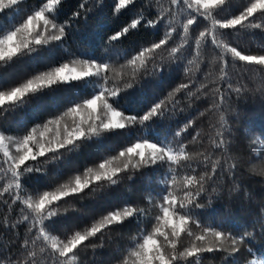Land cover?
I'll return each mask as SVG.
<instances>
[{
	"label": "snow or ice",
	"instance_id": "snow-or-ice-1",
	"mask_svg": "<svg viewBox=\"0 0 264 264\" xmlns=\"http://www.w3.org/2000/svg\"><path fill=\"white\" fill-rule=\"evenodd\" d=\"M21 2L0 0V11L11 10ZM134 4L135 0H114V15ZM63 8L64 0H37L22 22L0 31V66L33 58L44 68L17 82L0 83V119L50 93H66L63 109L42 123L30 128L21 123L15 130L0 124V205H7L9 215L19 206V219L12 224L5 222L3 227L17 230L13 243L18 242V252L13 255L23 257L21 261L0 252V264H77L82 251L102 246L109 233L133 220L137 221L136 235L127 241V247L115 250L113 264H197L205 253H238L247 233L235 236L221 223L203 222L195 212L202 208L199 201L207 192L206 186L217 179V173L235 172V164L221 157L212 158L216 151L227 152L224 132L210 138L212 152L192 153L188 150L191 142L184 141L191 135L194 121L186 120L180 127L179 119L171 120L181 103L178 94L191 101L198 98V93L206 96L211 85L196 88L191 80L179 83L142 113L128 110L121 98L144 77L163 76L165 69L171 73L194 54V59L187 62L193 65L210 50L215 54L210 63L214 70L218 68L219 76L212 82L216 84L211 89L214 102L205 111L218 112L223 129L226 121L221 110L233 93L237 97L247 94V85L242 81L249 74L260 80L257 90L264 96V46L253 53L239 42L241 33L264 31V0H242L236 8L232 0H170V7L155 19L137 13L139 19L132 18L115 30L108 36L102 54L64 49L57 57L51 53L67 39L73 22L80 20L82 12L85 21L88 17L87 3H80L62 20ZM161 25L165 31L158 40L131 51L121 52L116 47L132 30L159 32ZM197 29L201 30L197 33ZM174 36L182 43L169 48ZM42 51L50 55L44 57ZM165 51L167 55H161ZM231 66L239 69L237 87H233ZM184 73L190 76L191 68L185 66ZM209 75L206 73L205 78ZM165 117L170 122L163 134L149 129L151 123ZM172 124L177 127L173 129ZM140 129L144 131L137 134ZM198 136L199 132L192 141ZM113 137L120 138L118 145L108 148L82 171L72 169V175L58 182L61 170L39 187L30 185L31 174L47 176L56 162L79 156L85 145ZM144 170L159 173L156 184L144 197L146 207L130 200L109 202L99 215L90 212L84 216L75 206L89 196H103L124 178L131 179ZM260 172L264 175V169ZM69 201L71 206L62 207ZM70 213H79L82 220L66 224ZM23 225L27 229L21 239L18 229ZM185 238L187 245L183 243ZM250 264H264V259L251 260Z\"/></svg>",
	"mask_w": 264,
	"mask_h": 264
},
{
	"label": "trees",
	"instance_id": "trees-1",
	"mask_svg": "<svg viewBox=\"0 0 264 264\" xmlns=\"http://www.w3.org/2000/svg\"><path fill=\"white\" fill-rule=\"evenodd\" d=\"M21 3L23 9L28 12L36 5L37 0H22ZM80 3H87V20H84L82 12L80 20L74 21L72 27L68 29L67 39L53 50L52 55L60 57L64 49L88 50L95 55L102 54L105 51L108 36L119 27L126 25L130 19H139L140 16L137 13H143L145 16L155 19L157 14L170 7V0H135L133 6H129L119 15H114V0H64V15L61 19H67ZM241 3L242 0H232L233 8L238 7ZM5 11H0V26L8 19ZM199 30L201 29L196 30L197 33ZM164 31L163 25L160 26L159 32L155 29L132 30L116 47L121 52L131 51L141 44L162 38ZM240 36L239 42L245 48H251L253 53L264 46V31L256 29L253 30L252 35L241 33ZM181 43L179 37L174 36L169 48ZM184 53H187L186 48ZM41 55L48 57L50 54L42 51ZM161 55H167V52H162ZM214 56L213 52L206 50L204 57L196 62L199 63V68H197L196 63L188 65V60H193L194 54L188 55L171 73L165 69L163 76L157 74L144 77L133 88L125 90L121 103L133 113H142L154 100L163 98L179 83H189L191 80L195 83L196 88H199L200 84L211 85L206 96L203 93H198V98H193L191 101L178 94L181 103L171 120L179 119L180 127H183L186 120L194 121V127L190 129L191 135L187 136L184 141L186 144L191 142L188 150L192 153L212 152L210 138H215L218 132H224L223 139L227 142V152L216 151L212 158L221 157L223 160H228V163L235 164V172H218L217 179L206 186L207 192L199 201L202 208L196 209L195 212L203 222L221 223L225 231L235 236L247 233V238L240 246L238 253L233 255H229L227 252L205 253L202 254L197 264H246V261L250 264L251 260L264 259V175L253 166L259 160L264 161V96L257 90L260 80L249 74L248 79L242 81L247 85V94L237 97L233 93L231 101L221 110L226 121L222 129L219 125V113L214 110L205 111L214 102L211 89L215 88L216 84L212 82L219 76L218 68L214 70V66L210 63ZM185 66L191 68L190 76L184 73ZM42 70H44L43 66L38 64L35 59L24 58L10 65L0 66V83L17 82ZM238 72L239 69L236 66L229 68V73L234 81L233 87L238 86L235 83ZM206 73H211V75L205 78ZM88 87L90 89L91 85L89 84ZM78 88L82 89L83 86H78ZM191 90L196 91L195 88ZM65 95L66 93L63 92L45 95L39 101L8 113L7 116L0 119V124L15 130L21 123L29 128L36 123H42L50 115L63 109ZM57 105L60 106L59 109ZM201 113H205V115L201 116ZM169 122V118L165 117L157 123H151L148 127L152 131L163 134ZM176 127L175 124H172L173 129ZM143 131L144 129H140L137 134H141ZM197 132L200 133V136L197 137V141H192V136H196ZM119 139L113 137L103 143L85 145L79 156L69 157L68 161L56 162L50 166L47 176L31 174L30 185L39 187L61 170H63V175L58 182H62L73 174L72 169L79 168L82 171L84 166H90L97 157L106 154L108 148L116 147ZM193 166L195 167V163ZM208 171L211 169L209 168ZM158 177L159 173L156 170H144L141 173H136L131 179L124 178L103 196H89L88 199L75 206L81 208L84 216L90 212L99 215L101 209L107 207L109 202L115 204L117 201L130 200L140 207H146L144 197L156 184ZM37 181L39 184L36 183ZM71 205L72 202L69 201L62 207ZM18 213L19 206L16 207L15 213L9 215L7 205H0V252L3 253V256L18 252V242L13 243L16 240L17 230L3 227L5 222L15 223L19 219ZM80 220L82 217L79 213H70L66 224H74ZM136 224V220L125 224L123 228L115 229L109 233L102 246L95 249L90 247L82 251L78 255L77 264H113L112 257L115 250L118 247H127V241L136 235ZM26 229L27 225L18 229L21 239ZM94 243L100 244L101 242L94 241ZM183 243L187 245L188 239L185 238ZM3 256H0V260L3 259ZM13 259L22 261L23 257L13 255Z\"/></svg>",
	"mask_w": 264,
	"mask_h": 264
},
{
	"label": "rangeland",
	"instance_id": "rangeland-1",
	"mask_svg": "<svg viewBox=\"0 0 264 264\" xmlns=\"http://www.w3.org/2000/svg\"><path fill=\"white\" fill-rule=\"evenodd\" d=\"M19 12V15H14L15 13ZM27 11L23 9L22 3H19L18 7H13L11 10H6L5 14L6 18H8L4 23H2V26H0V31H7L11 27L15 26L19 22H22V17L26 15ZM254 168H257L259 171L261 169H264V161H258L254 165ZM254 260H261V259H254ZM251 262V261H250Z\"/></svg>",
	"mask_w": 264,
	"mask_h": 264
}]
</instances>
